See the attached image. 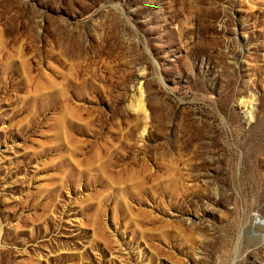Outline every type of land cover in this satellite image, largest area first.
Instances as JSON below:
<instances>
[{
	"label": "rangeland",
	"instance_id": "rangeland-1",
	"mask_svg": "<svg viewBox=\"0 0 264 264\" xmlns=\"http://www.w3.org/2000/svg\"><path fill=\"white\" fill-rule=\"evenodd\" d=\"M260 219L264 0H0V264H264Z\"/></svg>",
	"mask_w": 264,
	"mask_h": 264
},
{
	"label": "bare ground",
	"instance_id": "bare-ground-1",
	"mask_svg": "<svg viewBox=\"0 0 264 264\" xmlns=\"http://www.w3.org/2000/svg\"><path fill=\"white\" fill-rule=\"evenodd\" d=\"M142 80H140V82H141ZM140 84V83H139ZM139 88H141V86H139ZM138 90V89H137ZM141 90H142V88H141ZM143 91V90H142ZM260 222H264V220L263 219H260Z\"/></svg>",
	"mask_w": 264,
	"mask_h": 264
}]
</instances>
